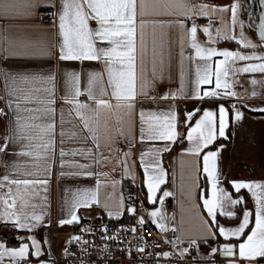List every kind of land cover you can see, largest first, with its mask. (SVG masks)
I'll return each instance as SVG.
<instances>
[{
    "label": "crops",
    "instance_id": "0c3cea01",
    "mask_svg": "<svg viewBox=\"0 0 264 264\" xmlns=\"http://www.w3.org/2000/svg\"><path fill=\"white\" fill-rule=\"evenodd\" d=\"M152 0H149L151 4ZM35 3L38 6L29 8L27 5ZM199 10L200 5H207V16H195L192 19L182 18L185 28H190L193 21L199 26L197 42L205 48H215L217 53L228 50L239 52L242 55L264 56V43L257 37L253 29L246 22L242 11V0H191ZM233 3H238L236 23L232 22ZM10 4L7 12L3 11V5ZM55 4V6H52ZM58 0H0V146L7 147L0 152V178L9 175L10 179H47L46 185L29 189L28 207L25 212L29 214L26 221L35 224V227H15L14 219L0 220V226L9 224L13 233L0 232V244L5 249H18L22 244L28 245V254L25 257L4 256L0 258V264H20L24 258L26 264H52L53 254L61 255L62 245H56V237L63 243L65 235L63 231L71 224H61L62 220L71 218V203L77 192L95 193L96 199L87 207L81 206L75 209L78 220L93 219L98 216L117 217L124 208L122 183L136 178L142 185L147 203L157 200L164 192L171 193V201L177 209L176 229L180 240L181 250L186 248L187 241L195 240L194 264H264V258H256L255 261L242 259L239 256V244L242 243L255 223V199L248 189L237 192L232 187L233 181L254 182L264 185V175L256 174L253 170L264 174V111H259L250 103H264V73L257 72H233V69L245 67L249 63H264V60L241 61L229 58V73L227 77L222 75V82L227 81L231 85L229 89L236 95H225L224 89H220V95L214 98H199L196 91L202 96L203 91L215 87V64L224 57L219 54L205 62L196 56L195 49L191 48L184 29L179 25L161 27L160 25L146 24L144 28L147 56L145 68L148 78L147 95H138L134 107L128 110H113L111 114L102 112L98 122L99 147L86 130H83L79 117L73 111L69 115L71 106L65 103L62 96L67 91L62 73L75 71L82 73L81 90L79 100L92 104L84 91L87 86V74L91 71L101 72L103 65L95 61H60L58 47L61 38L58 35V16L53 20L40 21L36 18L40 9L57 12ZM215 9V11H213ZM226 9V10H221ZM31 12L32 15H25ZM146 20L171 19L177 17L145 16ZM256 23V22H255ZM91 27H96L95 22H90ZM203 27L209 28V34H205ZM219 30V35L217 34ZM139 25L137 26L138 60L137 73L139 76ZM241 33L246 41L257 45L255 49L244 47L241 42ZM234 36L235 39L227 37ZM211 37V38H210ZM224 37V38H221ZM183 38V47H182ZM161 46H163V63H161ZM47 51L48 56H40V51ZM155 50V56H154ZM205 63L212 66V83L199 85L197 88V69H203ZM153 67L156 78L153 79ZM162 70V76H161ZM183 71L184 89L180 92L181 72ZM55 72V143L50 150V170L38 176H24L25 171H33L28 167L30 159L16 155L21 151V143H13L16 131L15 104L10 106L9 101L15 100V96H9L11 87H28L17 82L11 85L10 78L13 75ZM107 79L106 75L104 77ZM255 80L253 84L251 81ZM110 91V90H109ZM139 92V79L137 83ZM154 91L153 96L149 95ZM256 93L253 95V93ZM171 93H177L175 97ZM167 97V98H164ZM115 103V101H112ZM223 105L227 111L225 136L219 135V107ZM29 107L33 105H28ZM235 106V107H233ZM94 107V104H93ZM216 113V138L210 145L200 150L199 154L189 151L191 144L187 139L188 130L194 127L196 121L203 116L204 110ZM256 109V110H253ZM61 110H63L64 124L61 125ZM168 113L176 114L177 137L173 141L141 139L140 113ZM242 116L235 119L236 112ZM192 118L188 119V114ZM107 121V128H105ZM74 125L76 127H74ZM65 131L64 143L61 144V130ZM76 132V136L72 133ZM61 148L65 153L60 156ZM166 149V150H164ZM72 152L82 154L71 155ZM207 152H217L215 159L217 187L225 191L233 198L243 197V202L231 206L226 205L225 211L234 212V217L222 215L216 211V223L208 215L204 207V199H207L212 190L208 174L204 171V155ZM144 156L142 163V155ZM65 163L61 166V160ZM158 163L163 169L164 183L160 184L153 194V200L148 199L149 191L145 183L146 174L144 164ZM244 163L247 167H243ZM13 165H21L19 171ZM74 165H86L84 168ZM237 166L233 169V167ZM151 171V170H150ZM69 173H80L70 175ZM6 183V182H5ZM8 185L0 188V193L8 192ZM13 192H15V186ZM23 191V190H22ZM262 191V190H257ZM34 193V194H32ZM153 203V204H154ZM152 204V205H153ZM20 202L17 201L16 210H19ZM4 205L0 204V211ZM248 210L249 227L240 237L229 236L225 238L218 231V225L225 228L238 227L242 221L243 213ZM109 212L112 215H109ZM41 216L40 221H32L31 214ZM51 214L55 220V228L58 233L52 235L47 226V216ZM76 221V222H77ZM74 223V222H73ZM36 241V246L33 245ZM229 244L233 247V255L225 256L220 249ZM39 248L40 255H34ZM212 249H217L214 253ZM55 264H62L57 260Z\"/></svg>",
    "mask_w": 264,
    "mask_h": 264
},
{
    "label": "snow or ice",
    "instance_id": "6c2138e0",
    "mask_svg": "<svg viewBox=\"0 0 264 264\" xmlns=\"http://www.w3.org/2000/svg\"><path fill=\"white\" fill-rule=\"evenodd\" d=\"M58 11L52 13L53 17L58 16V35L61 38L58 47V56L60 61H95L103 65L101 72L91 71L87 74V86L84 90L88 96V102H82L79 97L82 95L81 78L82 73L75 71L63 72L64 82L67 85V91L62 99L65 103L71 106L69 115L75 112L79 117L83 130H86L94 142H97L99 147L98 122L102 112L111 114L113 110H128L129 112L134 107L136 97L138 95H147L148 78L145 68V58L147 56V48L145 44L144 28L146 24L160 25L161 27L167 25H179L185 30L188 37V42L191 48L195 49L196 56L201 60L207 62L213 56L219 54L224 57L215 64V87L211 90H205L200 95L196 91V96L203 98H214L220 95V89H224L225 95H236L229 89L231 85L227 81L222 82L221 77L228 76L229 73V58L248 61V60H264V56H257L255 52L252 55H242L239 52H232L223 50L217 53L215 48H205L197 42V32L199 26L193 21L190 28H185L184 20L182 18L192 19L195 16H207V5H200L199 10L197 6L191 3V0H58ZM264 6V0H260ZM29 8H35L38 5L30 3ZM52 6H55L53 4ZM12 5L4 4L3 11L7 12ZM238 3H233L232 22L236 23ZM226 10V9H221ZM215 11V9H213ZM25 15H32L31 12ZM152 15L156 17H177L175 20L171 19H153L146 20L145 16ZM90 22H95L96 27H91ZM139 25V64L140 72L137 73L138 60V44H137V26ZM261 42L264 43V12L260 14V23L258 25ZM202 31L209 34V28L203 27ZM219 35V30H217ZM211 38V37H210ZM224 38V37H221ZM228 39H235L234 36L227 37ZM246 41L241 33V42L244 47H251L255 49L257 45L252 44L251 41ZM183 47V38H182ZM40 56L50 55L47 51H40ZM155 56V50H154ZM161 63H163V46L160 51ZM233 72H261L264 73V63H249L245 67L233 69ZM212 66L205 63L203 69H197V88L199 85H209L212 83ZM107 77L106 81L104 77ZM153 79L156 78L155 67L152 73ZM162 76V70H161ZM11 85H16L17 82L28 87H11L9 96H15V100H10V106L14 103L17 115L15 116L16 131L13 138V143H21V151L15 153L21 157H28L30 163L28 167L34 169L33 171H25L24 176H38L41 170L47 172L51 165L48 163L50 159V150L55 143V129L56 123L55 115V93L57 75L55 72L47 74L33 73L23 75H13L10 78ZM139 79V92L137 91V83ZM253 84L255 80L251 81ZM184 89L183 71L181 72V87L180 92ZM110 90V91H109ZM256 93L254 92L253 95ZM173 97L177 93H171ZM167 98V97H164ZM115 101L113 103L112 101ZM94 104V107H93ZM28 105H33L29 107ZM235 107V106H233ZM256 110V109H253ZM259 111H264L260 108ZM192 113L188 114V119L192 118ZM242 114L237 111L235 119L239 120ZM216 113L210 110H204L203 116L196 121L194 127L188 130L187 139L191 144L189 151L196 154L200 153L202 148L210 145L215 136L216 127ZM227 111L223 105L219 107V135L225 136ZM141 121V139L145 137L149 140H163L173 141L177 137L176 129V114L175 112L168 113H140ZM61 125L64 124L63 110H61ZM74 127H76L74 125ZM105 128H107V121H105ZM66 133L61 130V144L64 143ZM77 133L73 132L72 136ZM5 145L0 146V152L5 151ZM166 150V149H164ZM65 153L61 148L60 156L64 157ZM82 154L80 152H72L71 155ZM145 153L142 155V163ZM217 152H207L204 155V171L208 174L209 181L212 184V190L207 199H204V207L208 215L212 218V222L216 223V211L220 210L222 215L234 217L235 213L225 211L226 205L235 206L243 202V197L233 199L223 188L217 187L215 159ZM65 161L61 160V166ZM76 167L84 168L86 165H74ZM21 165H13L16 171H19ZM146 179L145 183L148 187V199L153 200V194L160 184L164 183L163 169L159 167L158 163L144 164ZM151 170V171H150ZM70 175H79L80 173H69ZM9 186L7 193H0V204L4 205V210L0 211V220L14 219L15 227L30 228L36 225L29 224L26 221L29 219V214L25 212L28 207L29 189H35L37 186L46 185L47 179H10L9 175H4L0 178V188ZM15 186V192L13 187ZM232 187L239 192L241 189H248L255 199V223L251 228L250 234L246 239L239 244V256L242 259L255 261L256 258H264V185L254 182L233 181ZM23 190V191H22ZM262 190V191H257ZM34 194V193H32ZM171 193L164 192V196H169ZM95 193L91 195L85 190L84 192H77L74 194V199L71 203V218L62 220L61 224H72L78 220L75 209L85 206L95 201ZM163 199V198H161ZM20 202L19 210H16L17 201ZM129 212H134V208H128ZM159 214V210L150 213V216L155 218ZM109 215H112L109 212ZM251 213L245 210L243 218L238 227L225 228L218 225V231L221 236L225 238L229 236L240 237L245 229L249 227V217ZM32 221H40L41 216L35 213L31 214ZM155 222V221H154ZM139 223L143 224V218ZM161 231L167 229L162 223L157 224ZM135 232V228L132 229ZM112 239V237H108ZM79 240L80 237H73ZM174 243V242H173ZM190 244H195L192 240ZM33 245L36 246V241L33 240ZM143 251V249H140ZM215 253L217 249H212ZM225 256L233 255V247L229 244L223 245L220 249ZM188 249L182 250L187 253ZM28 254V245L22 244L18 249H5L3 244H0V258L4 256L10 257H25ZM39 256V248L33 253ZM164 256L170 255L163 253ZM229 264H235L230 261Z\"/></svg>",
    "mask_w": 264,
    "mask_h": 264
},
{
    "label": "built area",
    "instance_id": "2783aa9c",
    "mask_svg": "<svg viewBox=\"0 0 264 264\" xmlns=\"http://www.w3.org/2000/svg\"><path fill=\"white\" fill-rule=\"evenodd\" d=\"M52 13L54 11L40 9L36 18L40 21L53 20ZM154 94V91L149 92L150 96ZM122 185L127 209L131 207L135 211L126 209L123 216H98L72 223L63 231V251L61 255L53 254L52 264L57 260H61L62 264H194L195 248L189 243L190 240L186 244L188 252L182 254L176 229L177 209L171 201V195L162 194L157 198L152 206H157L159 214L153 218L144 201L139 180L133 178ZM141 218L143 224L139 223ZM46 223L52 235L58 233L51 214L47 216ZM159 223L167 230L161 231L157 227ZM0 232L12 234L13 230L11 225L3 224ZM73 237L80 239L75 240ZM165 252L170 255L164 256ZM26 262L24 258L20 264Z\"/></svg>",
    "mask_w": 264,
    "mask_h": 264
},
{
    "label": "trees",
    "instance_id": "16d2710c",
    "mask_svg": "<svg viewBox=\"0 0 264 264\" xmlns=\"http://www.w3.org/2000/svg\"><path fill=\"white\" fill-rule=\"evenodd\" d=\"M242 11H243V16H244L246 22L248 23L250 28L253 29L254 24L256 22V10H255L254 1L253 0H242ZM252 15H253V17H252ZM250 20H252L251 23H250ZM240 165L245 167V168L247 167L244 163H240ZM253 171L256 174L264 175V174L258 172L257 170H253ZM121 188L123 191L124 190L123 185L121 186ZM143 197H144V201L146 202V204L148 206H151L154 203V202L147 203V201L145 199V195H144V190H143ZM126 209H127V206H126V204H124L123 212L121 214L122 216L125 214Z\"/></svg>",
    "mask_w": 264,
    "mask_h": 264
},
{
    "label": "water",
    "instance_id": "95a60500",
    "mask_svg": "<svg viewBox=\"0 0 264 264\" xmlns=\"http://www.w3.org/2000/svg\"><path fill=\"white\" fill-rule=\"evenodd\" d=\"M253 1H254V5H255V10H256V23L254 26V33L257 37H259L261 39L259 29H258V25L260 23V14L262 12H264V6L261 5L260 0H253Z\"/></svg>",
    "mask_w": 264,
    "mask_h": 264
},
{
    "label": "rangeland",
    "instance_id": "374dc122",
    "mask_svg": "<svg viewBox=\"0 0 264 264\" xmlns=\"http://www.w3.org/2000/svg\"><path fill=\"white\" fill-rule=\"evenodd\" d=\"M251 22H252V20H250V23H251ZM254 26H255V24H254ZM262 91H264V90H262ZM250 105L253 106V107H256V108H264V103H256V102H254V103H252V104L250 103ZM236 167H237V166L233 167V169L236 168ZM156 210H158V209H157V206H152V205L149 206V211H150V213L153 212V211H156ZM55 240H56V245H57V246H59V245L61 246V245H62V242H61V240H60L59 237H56Z\"/></svg>",
    "mask_w": 264,
    "mask_h": 264
}]
</instances>
